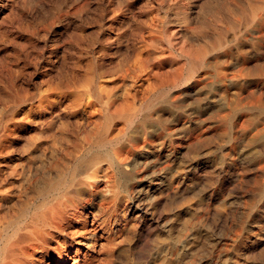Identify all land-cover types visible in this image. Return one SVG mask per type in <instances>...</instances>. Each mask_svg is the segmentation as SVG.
Masks as SVG:
<instances>
[{
  "label": "bare ground",
  "instance_id": "bare-ground-1",
  "mask_svg": "<svg viewBox=\"0 0 264 264\" xmlns=\"http://www.w3.org/2000/svg\"><path fill=\"white\" fill-rule=\"evenodd\" d=\"M98 1H101V0H98ZM203 1H205V0H203ZM261 1H263V3H264V0H261ZM102 2H101V4H102ZM201 2H202V0H201ZM48 3L51 4V2H48ZM71 3H72V1H71ZM88 3H90V2H88ZM97 3H99V2H97ZM147 3H149V2H147ZM199 3H200V0H199ZM142 4H143V2H142ZM254 4L255 5L252 7V11H251V17H248V15L247 16L245 15L246 17L249 18V21L247 20L246 23L243 22V24H245V25H242V26H245L244 29L248 30V28L254 27L256 25L255 21L257 18L259 19V21L264 20V18H263L264 6H262L263 5L262 2H260L259 0H255ZM37 5L39 6V4H37ZM78 5H79V3H78ZM127 5H128V2H127ZM38 6H36V7H38ZM5 7H7V6H5ZM87 7H88V5H87ZM112 7H114V6H111V8ZM125 7H127V6H125ZM144 7H146V5ZM162 7H163V5H162ZM184 7H186V6H184ZM67 8L68 7H66V9ZM231 8H232V6H231ZM100 9H102V8H100ZM197 9H199V8H197ZM87 10H86V12H87ZM123 10H125V9H123ZM136 10H137V8H136ZM234 10H235V8H234ZM237 10H240V9H237ZM92 11H91V13L93 14ZM99 11L101 12L102 10H99ZM115 11H118V10L116 9ZM185 11L187 12V10L183 9V13ZM194 11H197V10H194ZM24 12H23V14H24ZM49 12H50V10H49ZM86 12H84V13L86 14ZM100 12H98V13L100 14ZM146 12H148V11H146ZM261 12H263V16L260 15ZM189 13H190V11H189ZM235 13H234V16L237 17L235 15ZM9 14L11 16V12H9ZM122 14H124V13L122 12ZM144 14H145V12H144ZM195 14L196 13H194V15ZM198 14H200V13H198ZM6 15H8V14H6ZM50 15H51V13H50ZM110 15H112V14H110ZM20 16H22V15L20 14ZM129 16H131V15H129ZM153 16H155V15H153ZM175 16H176L175 14L165 13L164 18L167 20L166 24H168L166 27L165 33H162L160 30H158V27L155 24V23H160V17L158 15L154 18L152 17L153 19H155V23L153 22L151 25L149 24V26H145V27L141 26V28L144 30H145V28L148 29V32H147L148 34H146V33L145 34L150 37L149 41L151 43L159 44L160 41L162 40L160 35H161V33H162V35L164 34L163 36L166 37L165 39L167 40V42L169 44V46L167 45L168 50H164L166 52H164L162 48H156L154 50V55L149 56L148 53H149V51H151L150 49L148 51L149 45L140 44V42L139 43L137 42L139 44V47L141 45H143V47L141 46L142 49L138 50V52L136 53V56H130L131 58L129 60H127L128 58L121 59L120 64L117 67L115 66L116 68L111 69V71L109 70L110 68L106 69L103 66V64L100 63L101 62L100 58L99 59L98 58L97 59L91 58L89 63L86 61L88 64V65H86L87 70L85 71V74L82 75V77L84 78L85 84L81 88H79L75 85L76 82L73 79L71 81L69 80V82H67L65 87H63V88L58 87L57 89H55L51 92H46V93L42 94L39 97V101H38L36 106L33 105V103H32L34 100L33 97L19 96V94H18V97L16 96L17 100H18V103H17L18 105L15 104L16 107L14 108L15 110L12 111L13 112L12 115L9 117V119L7 121H5V122L0 121V264H100L103 261H104V264H113L115 257L117 256L116 255L117 251H121L122 249L124 250L125 249L124 247L127 246L126 244L129 240L130 236L127 235L126 231H128L131 228L133 229L134 224H132V221H131L133 216H135L137 214H140V216H141L143 214V212L145 211L144 210L145 208H143V207L146 204H148L149 206H152L154 208V213L157 214L159 212V210L157 209V205H159L160 201L165 197L166 193H169V191L170 192L172 191V194L169 193L168 196L166 195L167 201H168V199H170V200L172 199V201L176 202L179 200L186 199L188 196L187 193L189 192V189L191 190V186L196 181L195 176L197 175V173H200L203 176H204V174L207 173L208 168H209V164H210L208 161L209 157H208L207 145H208V140H209V131L211 128L210 127V121H211L210 107L212 105L211 104V97H212L211 96V91H212L211 89H212V85L214 83L213 81H216L215 79L221 80V77H222L221 71L220 72L214 71V68L218 67L217 65L220 63L222 58H224V57H222V56H224V53L221 52L222 49L225 47V46L223 47V45L228 41H232L233 39L235 41V39L238 38V35L240 32H238V31H234V32L226 31V32H224V29L221 28L220 30H218L216 32L217 34L214 35V38L212 40H210V41L207 40L205 45H202L201 47L199 46L200 48L197 49L194 47V45L192 44L193 42L190 39V36L193 35L194 32H196L195 29L189 24H186V25L179 27V25H177L178 23H177L176 19L174 18ZM7 17H9V16H5V18H7ZM66 17H68V16H66ZM112 17H114V16H112ZM23 18H24V16H23ZM37 18H38V16H37ZM79 19H80V17H79ZM96 19H97V17H96ZM100 19H102V18H100ZM100 19H97V20H100ZM145 19H144V21H145ZM148 19H149V17H148ZM11 20L14 23L13 19H11ZM50 20H52V18ZM50 20H48V21H50ZM163 20L164 19H162V21ZM30 21H33V20H30ZM52 21L54 22L55 20L53 19ZM71 21H72V19H71ZM89 21H90V19H89ZM91 21H94V20H91ZM137 21L138 20L136 19V22ZM12 22L10 24H12ZM87 22H88V20L86 21L85 24L89 25V24H87ZM129 22H130V20H129ZM234 22L238 25V27L240 26V24H242L240 19H238L237 21H234ZM16 23H18L17 20H16ZM101 23H102V21H101ZM27 24H29V23L27 22ZM55 24H53V25H55ZM90 24H92V23H90ZM137 24L140 25V23H137ZM259 24H260V22H259ZM57 25H58V23H57ZM117 25H118V22H117ZM44 26L42 25V27H44ZM81 26L84 27L82 24H81ZM94 26H93V28H94ZM98 26H100V25L98 24ZM103 26H105V25H103ZM106 26L108 27V25H106ZM125 26H127V24ZM162 26H164V25H162ZM21 27H22V25H21ZM98 28H100V27H98ZM131 28H132V26H131ZM232 28H233L232 30H234V28L236 29V27H234V26ZM70 29H71V27H70ZM159 29H161V28H159ZM39 30H41V28ZM119 30H118V32H119ZM131 30H128V31L130 32ZM9 31H11V30H9ZM45 31H47V30H45ZM124 31L125 30H123V32ZM203 31H204V33H206L204 29H203ZM25 32H27V31H25ZM76 32L79 33V31H76ZM163 32H164V30H163ZM47 33H50V32H47ZM98 33H100V32H98ZM116 33H117V31H116ZM181 33H184V37H182V40H180ZM95 34L96 33H94L93 35H95ZM145 34H143V35L145 36ZM0 35H3V34L1 33ZM83 35H84V33H83ZM114 35H115V33H114ZM27 36H29V35H27ZM90 36H92V35H90ZM115 36L117 39L121 38V36L119 34H116ZM97 37H99V36H97ZM53 38H54V36H53ZM113 38L115 39V37H113ZM71 39L72 38H70V40ZM135 39H137V38H135ZM208 39H210V38H208ZM49 40L50 39H48V41ZM45 41H46V39H45ZM3 42H5V41L3 40ZM16 42H17V40H16ZM37 42H39V41H37ZM103 42H104V40H103ZM113 42H114V40H113ZM50 43H51V41H50ZM71 43H72V40H71ZM121 43H123V42H121ZM142 43H146V42L144 40H142ZM198 43L199 42H197V45H198ZM232 43L233 42H231V46H232ZM6 44H7V41H6ZM11 44H12V42H11ZM201 44H202V42H201ZM226 44H228V43H226ZM43 45H45V44H43ZM53 45H54V43H53ZM53 45H49V46H53ZM58 45H59V43H58ZM75 46H77V45H75ZM242 46H244V45H242ZM81 47H82V45H81ZM41 48H45V47L43 46ZM41 48H38V49L40 50ZM63 48H64V46H63ZM71 48H72V46H71ZM84 48H85V46H84ZM109 48H111V47H109ZM225 48H227V47H225ZM241 48L242 47H240V49ZM4 49H6V47H4ZM14 49H16V48H14ZM27 49H29V47ZM21 50H22V48H21ZM35 50H36V48H35ZM127 50H129V49H127ZM75 51H77V47H76ZM123 51L126 52V50H123ZM60 52H61V50H60ZM177 52L180 53V56L176 55ZM18 53H19V50H18ZM37 53H39V52H37ZM78 53H80V52H78ZM89 53H91L90 50H89ZM102 53H104V52H102ZM113 53H115V52L113 51ZM243 53H244V51H243ZM30 54H31V52H30ZM73 55H75V54H73ZM234 55H236V54H234ZM13 56H15V53ZM17 56H19V55H17ZM35 56H36V54H35ZM38 56H39V54H38ZM48 56H49V54H48ZM71 56H72V54H71ZM98 56H100V55H98ZM109 56H111V55L109 54ZM39 57H42V56H39ZM100 57L103 58L104 56H100ZM228 57H229V54H228ZM257 57H261V56H257ZM33 58H35V57H33ZM75 58L77 59V57H75ZM3 59H2V61H3ZM24 59H26V57ZM4 61H5V59H4ZM19 61H21V60H19ZM19 61H17V58H16V62L14 61V63H17ZM39 62L37 60V63H39ZM48 62H49V60H48ZM61 62H62V60H61ZM111 62L112 61L110 60V63ZM260 62H261V60H260ZM6 63H8V61ZM64 63L66 64L65 60H64ZM239 63H240V61H239ZM12 64H13V62H12ZM69 64H71V63H69ZM22 66H23V64H22ZM29 66H30V64H29ZM35 66H36V64H35ZM241 67H242V65H241ZM2 68H3V66H2ZM2 68H1L0 72L2 71ZM9 68H10V66H9ZM13 68H11V69H13ZM25 68H26V66H25ZM53 68L55 69V67H53ZM218 68H220V67H218ZM65 70L66 71L68 70V72L70 71V69H65ZM27 71H24V72H27ZM223 71H224V69H223ZM28 72H30V71H28ZM234 72H235V70H234ZM254 72H256V71L254 70ZM44 73H46V72H44ZM48 73H49V71H48ZM55 73H56V71H55ZM80 73L81 72H79V74ZM83 73H84V71H83ZM19 74H20V72H19ZM16 75H17V73H16ZM233 75H235V74H233ZM28 76H27V78L30 77V76L29 77ZM60 77L61 76H59V78ZM228 77H229V75H228ZM16 78H15V81H16ZM224 78H223V80H224ZM246 80H247V78H246ZM248 80H250V79H248ZM29 81L31 82V80H29ZM30 82H29V84H30ZM78 82H80V81L78 80ZM35 83H37V82H35ZM219 83H217V84H219ZM223 83L224 82H222V84ZM239 83H240V80H239ZM242 84H243V82H242ZM246 84H247V82H246ZM0 85H2V84H0ZM54 85H55V83H54ZM56 86H58V84ZM244 88H245V86H244ZM5 89H6V87H5ZM16 90H17L16 92H18V89H16ZM23 90H22V92H24ZM252 90H254V89L252 88ZM25 91H26V89H25ZM247 91H248V89H247ZM5 96H4V98H6ZM227 96H229V95H227ZM240 96H241V93H240ZM213 97H216V96H213ZM232 98L229 97V99H232ZM1 99H3V97ZM15 100L16 99H14V101ZM251 100H252V98H251ZM4 101H6V100L5 99L2 100L3 103H4ZM9 102H10V100H9ZM220 102H221V100H220ZM255 102H258V101L256 100ZM223 103H225V102H223ZM4 104H2V105L5 106L6 104L5 105ZM219 105H223V104L220 103ZM12 106H11V108H12ZM2 108H5V107H2ZM220 108L221 107H219V109ZM227 108H229V107H227ZM234 110H235V108H234ZM1 111L5 112L4 109ZM1 111H0V113H1ZM221 111L222 110H220L219 112H221ZM3 112H2V115L4 114ZM225 112H227V111H225ZM228 112H229V110H228ZM231 112H233V111L231 110ZM260 112H262V111L260 110ZM247 113H249V110ZM232 114H234V112ZM248 116H250V115H248ZM257 117H258V115H257ZM257 117H255V119ZM249 118H251V117H249ZM234 123H233V125H234ZM229 124H230V122H229ZM231 124H232V122H231ZM244 124H246V123L244 122ZM249 124H251V123H249ZM237 128H239V127H237ZM222 130H221L220 134L222 133ZM231 130H233V129H231ZM258 130H260V129H258ZM238 132L240 134V131H238ZM212 133H214V132H212ZM252 135H253V133H252ZM260 136H259V138H260ZM231 138H232V136H231ZM248 140H247V142H248ZM212 142H215V140H213ZM218 143L220 144L219 141H218ZM227 143H229V142H227ZM244 144H246V143H244ZM13 145L16 147L15 151L12 150V148L14 149V147H12ZM249 146H250V144H249ZM221 147H222V145H221ZM212 148H213V146H212ZM220 148H217V149H220ZM196 149L197 150L202 149L203 150V151L201 150L202 154L196 153ZM212 150H214V149H212ZM248 152H250V150ZM246 154H247V152H246ZM234 156H233V159H234ZM246 158H248V157H246ZM228 159H227V161H229ZM242 159H244V158H242ZM243 161H245V160H243ZM240 162H241V160H240ZM259 165H261V164H259ZM248 169H249V167H248ZM249 170H251V169H249ZM253 170H255V169H253ZM237 172H238V169H237ZM256 173H258V172H256ZM256 173H255V175H256ZM222 174H223V172H222ZM230 175H231V173H230ZM249 175H250V173H249ZM256 176H259V175H256ZM235 177H237V176H235ZM262 178H264V177H262ZM200 179H201V177H200ZM213 179H214V177H213ZM257 179L258 178H256V180ZM216 180H214V181H216ZM206 181H207V179H206ZM206 181H205V183H206ZM208 181H207V183H208ZM259 181L260 180H258V183H259ZM262 181H264V180H262ZM262 181H261V183H262ZM219 183H220V181H219ZM196 188H198V187H196ZM256 191L258 192V190H256ZM262 202H264V201H262ZM251 204H252V202H251ZM148 208H150V207H148ZM193 208H195V207H193ZM175 210H177V209H175ZM186 210L188 211L189 209H185V211ZM252 210H254V209H252ZM150 211H149V213H150ZM189 216H190V214H189ZM247 218H250V217H247ZM137 219L138 218H136L135 221ZM155 219H156V217H155ZM190 220H191V218H190ZM162 221H164V220L162 219ZM165 222L163 223V225L165 224ZM142 224H143V222H142ZM154 224H156V222ZM253 225H255V224H253ZM174 226L175 225H173V228H174ZM182 226H183V224H182ZM151 228H154V227H151ZM178 228H180V227H178ZM140 231H142V230H140ZM243 231H244V229H243ZM184 232H186V231H184ZM181 233H182V231H181ZM194 233H196V232H194ZM163 235H164V233H163ZM204 235L206 236V234H204ZM205 238L207 239V237H205ZM261 240H263V239H261ZM145 242H148V241H145ZM134 243H136V242H134ZM195 243H197V242H195ZM131 245H132V243H131ZM141 245H143V244L141 243ZM141 245H139V246H141ZM236 246H237V244H236ZM151 248H153V247H151ZM219 248H220V246H219ZM228 248H229V246H228ZM138 249H140V248L138 247ZM188 249H189V247H188ZM194 250L195 249H193V251ZM218 250H220V249H218ZM136 251H137V249L135 250V252ZM101 254L105 255L104 260L102 262H101V258H100ZM188 256H190V255H188ZM134 257H136V256H134ZM154 257H155V255H154ZM188 259L189 258L187 257L186 260H188ZM225 259H227V258H225ZM222 260H223V258H222ZM205 261H206V259H205ZM229 261H231V259ZM174 262H176V261H174ZM187 262H189V261H187ZM227 263H229V262H227ZM158 264H159V262H158ZM182 264H183V262H182Z\"/></svg>",
  "mask_w": 264,
  "mask_h": 264
},
{
  "label": "rangeland",
  "instance_id": "rangeland-1",
  "mask_svg": "<svg viewBox=\"0 0 264 264\" xmlns=\"http://www.w3.org/2000/svg\"><path fill=\"white\" fill-rule=\"evenodd\" d=\"M44 1L43 0H2V1L0 0V8H1L0 9V16H1L0 17V34L1 33L3 34V35H0V48L2 47L1 48L2 50L0 49V58H1L0 59L1 60L0 61V65H1L0 70L3 66L2 71L4 73L6 72L5 74L2 71L0 72V74H1L0 75V81H1L0 84H2V85H0V89H1L0 90V111L3 109L5 111V112L1 111L0 121L5 122L12 115V113H13L12 111H14L15 110L14 108L16 107V105H18L17 104L18 103V100H17L18 94H19V96L33 97L34 100L32 103H33V105L36 106L38 101H39V97L42 94H44L46 92H51V91L57 89L58 87H62V88L65 87L67 82H69V80L71 81L73 79L76 82L75 85L77 87H79V88L83 87L85 83H84V78L82 77V75L85 74V71L87 70L86 65H88L87 62L89 63L91 58L92 59H97V58L99 59L100 58V61H101L100 63H102L106 69L110 68L109 70L111 71V69L116 68L120 64L121 59L128 58L127 60H129L131 58L130 56H136V53L138 52V50L142 49V47H143V45H141L142 47L141 46L139 47V44H138L139 42H140V44L149 45L148 51H149V49L151 50L148 53L149 56L154 55V50L156 48H162L163 51L168 50L169 44H168L167 40L165 39L166 37L163 36L164 34L162 35V33H165L166 27L168 25V24H166L167 20L164 18L165 13L175 14L176 16L174 18L176 19V21L178 23L177 25H179V27L186 25V24H189L195 29L196 32H194L193 35L190 36V39L192 40V42H193L192 44L194 45V47L197 49L200 48L202 45H205L207 40L208 41L212 40L214 38V35L217 34L216 32L218 30H220L221 28L224 29V32H226V31H229V32L230 31L231 32L238 31V32H240L238 35V38L235 39V41H234V39L233 40L231 39L232 41H228V42H226L228 44L225 43L223 45V47L224 46L227 47V48L224 47L221 51L222 53H224V56H222V57H224V58H222L223 61L221 60L218 65L216 64L220 68H218V67L214 68V71H218V72L221 71L222 77H221V80L215 79L216 81H213L215 84L213 83L212 89H211L212 90L211 91V96H212L211 97V104L212 105L210 107V118H211L212 122L210 121V127L211 128L209 131V140H208V145H207L208 157H209L208 161L210 163L208 171H207L208 174L206 173L203 176L200 173H197V175L195 176L196 181L191 186V190L189 189V192L187 193L188 196L184 200H179V201L175 202V201H172V199L171 200L168 199V201H167L166 197L168 196L169 193L172 194V191L171 192L169 191V193H166L165 197L160 201L159 205H157V209L159 210V212L157 214L154 213V208L152 206H149L148 204H146V205L144 204L145 206L143 208H145L144 209L145 211L143 212V214L141 216H140V214L133 216V218L131 220L132 224H134L133 229L131 228L128 231H126L127 235L130 236V238L126 244L127 246L124 247L125 248L124 250L122 249L121 251H117V254H116L117 256L115 257L113 264H152L153 262H154L153 264H158V262H159V264H171V263L172 264L173 263L174 264H182V262H183V264H192V263L193 264H199V263L200 264H264V230H263L264 229V202H262V201H264V181H262V180H264V178H262V177H264V150H263L264 149V147H263L264 146V133H263L264 132V125H263L264 124V68H263L264 67V29H263L264 28V20L259 21V19L257 18L255 21L256 25L254 27L248 28V30L244 29L245 26H242V25H245V24H243V22L246 23L247 20L249 21L248 17H251V11H252V7L255 5L254 4L255 0L254 1L253 0H209V1L208 0H205V1L202 0V2L200 0V3H199V0H137V1L136 0H112V1L111 0H101V1H98V0L97 1L96 0L95 1L94 0H58V1L57 0H44ZM71 1H72V3H71ZM259 1L262 2L263 5L262 4L261 5L264 6L263 1H261V0H259ZM48 2H51L52 5L49 4ZM88 2H90V3H88ZM97 2H99V3H97ZM101 2H102V4H101ZM127 2H128V5H127ZM142 2H143V4L144 3L145 4L143 5ZM147 2H149V3H147ZM78 3H79V5H78ZM160 3L163 5V7ZM37 4H39V6ZM87 5H88V7H87ZM145 5H146V7H144ZM5 6H7V7H5ZM36 6H38V7H36ZM65 6L68 8L66 9ZM111 6H114V7L111 8ZM125 6H127V7H125ZM184 6H186V7H184ZM231 6L233 9L231 8ZM100 8H102V9H100ZM122 8L125 9L126 11L123 10ZM136 8H137V10H136ZM197 8H199V9H197ZM234 8H235V10H234ZM116 9L118 11H115ZM183 9L187 10V12L185 11L183 13ZM193 9L197 10V11L199 10V11L197 12V11H194ZM237 9H240V10H237ZM49 10H50V12H49ZM86 10H87V12H86ZM99 10H102L101 11L102 13ZM91 11L93 12V14L91 13ZM146 11H148V12H146ZM189 11H190V13H189ZM9 12H11V16L13 15L12 17L10 16ZM23 12H24V14H23ZM84 12H86V14ZM98 12H100V14ZM122 12L124 14H122ZM144 12H145V14H144ZM50 13H51V15H50ZM194 13H196L197 15L196 14L194 15ZM198 13H200V14H198ZM234 13L237 17L234 16ZM6 14H8V15H6ZM20 14L22 16H20ZM110 14H112V15H110ZM152 14L155 16H153ZM129 15H131V16H129ZM157 15L160 17V23H155V19H153ZM245 15L246 16L248 15V17H246ZM260 15L263 16V12H261ZM5 16H9L10 18L9 17L5 18ZM23 16H24V18H23ZM37 16L39 19L37 18ZM66 16H68V17H66ZM112 16H114V17H112ZM79 17H80V19H79ZM96 17H97V19H100V18H102V19L97 20ZM148 17L151 21L148 19ZM51 18H52V20L54 19L55 21L53 22L52 20H50ZM263 18H264V16H263ZM11 19H13L14 23L12 22ZM71 19H72V21H71ZM89 19H90V21L91 20H94V21L90 22ZM136 19L139 22L138 21L136 22ZM144 19H145V21H144ZM162 19H164V20L162 21ZM238 19H240V21L242 22V24H240L239 27L234 22V21H237ZM16 20L18 23H16ZM30 20H33V21H30ZM48 20H50V21H48ZM87 20H88L87 24H89V25L85 24ZM129 20H130V22H129ZM101 21H102V23H101ZM11 22H12V24H10ZM27 22L29 24H27ZM117 22H118V25H117ZM153 22L158 27V30H160L162 32L160 37L162 38V40L164 42L161 40L159 44L151 43L149 41L150 37L148 35H146V34H148L147 33L148 29L145 28V30H144L141 28V26L142 27L149 26V24L151 25ZM259 22H260V24H259ZM57 23H58V25H57ZM90 23H92V24H90ZM137 23H140V25ZM53 24H55V25H53ZM81 24L84 27H82ZM98 24L100 26H98ZM126 24H127V26H125ZM161 24L164 26H162ZM21 25H22V27H21ZM42 25L43 26L45 25V26L42 27ZM103 25H105V26H103ZM106 25H108V27ZM232 25L234 27H236L237 30L235 28H234V30H232L233 29ZM93 26H94V28H93ZM97 26L100 28H98ZM131 26H132V28H131ZM70 27H71V29H70ZM40 28H41V30H39ZM159 28H161V29H159ZM203 29L205 30L206 33H204ZM9 30H11V31H9ZM45 30H47V31H45ZM118 30H119V32H118ZM123 30H125V31L123 32ZM128 30H131L130 31L131 33ZM163 30H164V32H163ZM25 31H27V32H25ZM76 31H79V33ZM116 31H117V33H116ZM47 32H50V33H47ZM98 32H100V33H98ZM113 32L115 33V35L119 34L121 36V38L117 39ZM83 33H84V35H83ZM94 33H96V34L93 35ZM143 34H145V36ZM27 35H29V36H27ZM90 35H92V36H90ZM53 36H54V38H53ZM97 36H99V37H97ZM107 36L108 37L110 36V37L108 38ZM113 37H115L116 40ZM182 37H184V33H181L180 40H182ZM70 38H72L71 39L72 43H71ZM135 38H137V39H135ZM208 38H210V39H208ZM15 39L17 40V42ZM45 39H46V41H45ZM48 39H50V40L48 41ZM112 39L114 40V42ZM3 40L5 42H3ZM36 40L39 42H37ZM103 40H104V42H103ZM142 40H144L146 43H142ZM6 41H7L8 45L6 44ZM50 41H51V43H50ZM120 41L123 42L124 44L121 43ZM11 42H12V44H11ZM197 42H199L198 45H197ZM201 42H202V44H201ZM231 42H233L232 46H231ZM42 43L45 45H43ZM53 43H54V45H53ZM58 43H59V45H58ZM74 44L77 46H75ZM42 45L45 48H41V47H43ZM49 45H53V46H49ZM62 45L64 46V48ZM81 45H82V47H81ZM242 45H244V46H242ZM71 46H72V48H71ZM84 46H85V48H84ZM4 47H6V49H4ZM28 47H29V49H27ZM76 47H77V51H75ZM109 47H111V48H109ZM240 47H242V48L240 49ZM14 48H16V49H14ZM21 48H22V50H21ZM35 48H36V50H35ZM38 48H41V49L39 50ZM127 49H129V50H127ZM18 50H19V53H18ZM60 50L62 53L60 52ZM89 50L91 53H89ZM123 50H126V52ZM36 51L39 53H37ZM113 51L115 53H113ZM243 51H244V53H243ZM13 52L15 53V56H13L14 55ZM30 52H31V54H30ZM78 52H80V53H78ZM102 52H104V53H102ZM164 52H166V51H164ZM179 52H177V54H176L177 56H180ZM16 54L19 56H17ZM35 54H36V56H35ZM38 54H39V56H42V57H39ZM48 54H49V56H48ZM71 54H72V56H71ZM73 54H75V55H73ZM109 54L112 57L109 56ZM228 54H229V57H228ZM234 54H236L237 56ZM98 55L104 56V57L102 58ZM74 56L77 57V59ZM113 56L114 57L116 56V57L114 58ZM257 56H261V57H257ZM25 57H26V59H24ZM33 57H35V58H33ZM3 58L5 59V61ZM16 58H17V61H19V60H21V61L14 63V61L16 62ZM2 59H3V61H2ZM37 60H38V62L39 61L40 62L37 63ZM48 60H49V62H48ZM61 60H62V62H61ZM64 60L66 61V64L64 63ZM110 60L112 61L111 63H110ZM260 60H261V62H260ZM7 61H8V63H6ZM239 61H240V63H239ZM12 62H13V64H12ZM69 63H71V64H69ZM22 64H23V66H22ZM29 64H30V66H29ZM35 64H36V66H35ZM241 65H242V67H241ZM251 65L252 66L254 65V66L252 67ZM9 66H10V68H9ZM25 66H26V68H25ZM53 67H55V69ZM11 68H13V69H11ZM65 69H70V71L72 70L71 71L72 73L70 71L68 72V70L66 71ZM223 69H224V71H223ZM233 69L235 70V72ZM27 70L30 72H28ZM82 70L84 71V73ZM254 70L256 72H254ZM24 71H27V72H24ZM48 71H49V73H48ZM55 71H56V73H55ZM19 72H20V74H19ZM44 72H46V73H44ZM79 72H81V73L79 74ZM16 73H17V75H16ZM233 74H235V75H233ZM58 75L61 77L59 78ZM228 75H229V77H228ZM27 76L29 78H27ZM14 77L15 78L17 77L16 81H15ZM223 78H224V80H223ZM246 78H247V80H246ZM248 79H250V80H248ZM29 80H31L32 83ZM78 80L80 82H78ZM239 80H240L241 84L239 83ZM29 82L31 85L29 84ZM35 82H37V83H35ZM53 82L55 83V85ZM222 82H224V83L222 84ZM242 82H243V84H242ZM246 82H247V84H246ZM217 83H219V84H217ZM57 84H58V86H56ZM244 86H245V88H244ZM5 87L7 90L5 89ZM24 88L26 89V91ZM252 88L254 90H252ZM16 89H18V92H16L17 91ZM247 89H248V91H247ZM22 90L24 92H22ZM240 93H241V96H240ZM227 95H229V96H227ZM4 96L6 98H4ZM213 96H216V97H213ZM2 97H3V99H1ZM229 97L230 98L233 97V98L229 99ZM251 98H252V100H251ZM4 99L6 100V101H4V103L6 105L2 102V100H4ZM14 99H16V100L14 101ZM9 100H10V102H9ZM220 100H221V102H220ZM256 100L258 102H255ZM223 102H225V103H223ZM1 103L4 104L5 106H3ZM220 103L223 105H219ZM7 105L8 106L10 105V106L8 107ZM11 106H12V108H11ZM249 106L250 107L252 106V107L250 108ZM2 107H5V108H2ZM219 107H221V108L219 109ZM227 107H229V108H227ZM234 108H235V110H234ZM220 110H222V111L219 112ZM228 110H229V112H228ZM231 110L234 112V114H232L233 112H231ZM241 110L242 111L244 110V111L242 112ZM248 110H249L250 114L247 113ZM260 110L262 112H260ZM225 111H227V112H225ZM2 112L4 113L3 115H2ZM248 115H250V116H248ZM257 115H258V117H257ZM254 116L257 118L255 119ZM249 117H251V118H249ZM220 119L221 120L223 119V120L221 121ZM229 122H230V124H229ZM231 122H232V124H231ZM244 122L246 124H244ZM233 123H234V125H233ZM249 123H251V124H249ZM237 127H239V128H237ZM231 129H233V130H231ZM258 129H260V130H258ZM221 130H222V133L220 134ZM238 131H240V134ZM212 132H214V133H212ZM252 133H253V135H252ZM231 136H232V138H231ZM259 136H260V138H259ZM213 140H215V142H212ZM247 140H248V142H247ZM218 141L220 142L222 147L218 143ZM227 142H229V143H227ZM244 143H246V144H244ZM249 144H250V146H249ZM212 146H213V148H212ZM12 147H14V149L12 148V150L15 151L16 147L14 145ZM217 148H220V149H217ZM212 149H214V150H212ZM201 150L202 149H198V150L196 149V153L202 154ZM249 150H250V152H248ZM246 152H247V154H246ZM233 156H234V159H233ZM246 157H248V158H246ZM242 158H244V159H242ZM227 159L229 161H227ZM240 160H241V162H240ZM243 160H245V161H243ZM259 164H261V165H259ZM248 167L251 170H249ZM237 169H238V172H237ZM253 169H255V170H253ZM222 172H223V174H222ZM256 172H258V173H256ZM230 173H231V175H230ZM249 173H250V175H249ZM255 173H256V175H259V176H256ZM235 176H237V177H235ZM200 177H201V179H200ZM213 177H214V179H213ZM256 178H258V179L256 180ZM206 179H207V181L209 180L208 183H207ZM214 180H216V181H214ZM258 180H260L259 183H258ZM205 181H206V183H205ZM219 181H220V183H219ZM261 181H262V183H261ZM196 187H198V188H196ZM256 190H258V192ZM251 202H252V204H251ZM148 207H150V208H148ZM193 207H195V208H193ZM175 209H177V210H175ZM185 209H189V210L185 211ZM252 209H254V210H252ZM149 211H150V213H149ZM189 214H190V216H189ZM135 217L138 218L136 221H135V219H136ZM155 217H156V219H155ZM247 217H250V218H247ZM190 218H191V220H190ZM162 219L164 221H162ZM142 222H143V224H142ZM155 222H156V224H154ZM164 222H165V224L163 225ZM182 224H183V226H182ZM253 224H255V225H253ZM173 225H175L174 228H173ZM151 227H154V228H151ZM178 227H180V228H178ZM243 229H244V231H243ZM140 230H142V231H140ZM181 231H182V233H181ZM184 231H186V232H184ZM194 232H196V233H194ZM163 233H164V235H163ZM203 233L206 234V236ZM205 237H207V239ZM261 239H263V240H261ZM145 241H148V242H145ZM134 242H136L137 244ZM195 242H197V243H195ZM131 243H132V245H131ZM141 243L143 245H141ZM236 244H237V246H236ZM139 245H141L142 247ZM219 246H220V248H219ZM228 246L230 249L228 248ZM138 247L140 249H138ZM151 247H153V248H151ZM188 247H189V249H188ZM192 248L195 250L193 251ZM136 249H137V251H136L137 253L135 252ZM218 249H220V250H218ZM153 254L155 255V257ZM218 254L219 255L221 254L222 256L221 255L219 256ZM133 255L136 257H134ZM188 255H190V256H188ZM104 257H105V255L101 254V256H100L101 262L104 260ZM185 257L186 258L188 257L189 259L186 260ZM204 258L206 259V261ZM222 258H223V260H222ZM225 258H227V259H225ZM230 259H231V261H229ZM174 261H176V262H174ZM187 261H189V262H187ZM227 262H229V263H227ZM102 263L104 264V261ZM102 263H100V264H102Z\"/></svg>",
  "mask_w": 264,
  "mask_h": 264
}]
</instances>
